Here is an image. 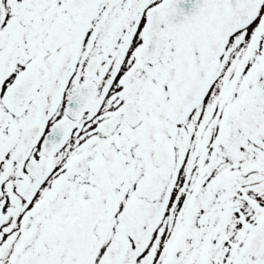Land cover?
<instances>
[{"label":"snow or ice","instance_id":"obj_1","mask_svg":"<svg viewBox=\"0 0 264 264\" xmlns=\"http://www.w3.org/2000/svg\"><path fill=\"white\" fill-rule=\"evenodd\" d=\"M0 264H264V0H0Z\"/></svg>","mask_w":264,"mask_h":264}]
</instances>
